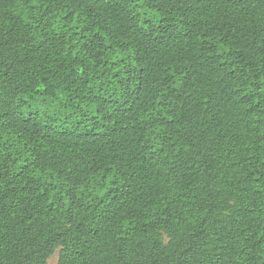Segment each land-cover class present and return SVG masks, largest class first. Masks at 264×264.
Listing matches in <instances>:
<instances>
[{
  "label": "trees",
  "instance_id": "1",
  "mask_svg": "<svg viewBox=\"0 0 264 264\" xmlns=\"http://www.w3.org/2000/svg\"><path fill=\"white\" fill-rule=\"evenodd\" d=\"M264 264V0H0V264Z\"/></svg>",
  "mask_w": 264,
  "mask_h": 264
},
{
  "label": "rangeland",
  "instance_id": "2",
  "mask_svg": "<svg viewBox=\"0 0 264 264\" xmlns=\"http://www.w3.org/2000/svg\"><path fill=\"white\" fill-rule=\"evenodd\" d=\"M57 259H58V253H56L53 258L49 260V264H57Z\"/></svg>",
  "mask_w": 264,
  "mask_h": 264
}]
</instances>
